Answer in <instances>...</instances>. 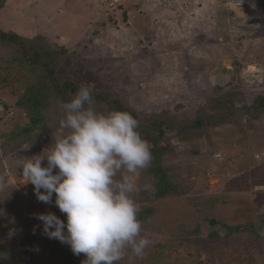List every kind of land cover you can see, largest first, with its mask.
<instances>
[{"label":"rangeland","instance_id":"rangeland-1","mask_svg":"<svg viewBox=\"0 0 264 264\" xmlns=\"http://www.w3.org/2000/svg\"><path fill=\"white\" fill-rule=\"evenodd\" d=\"M0 3L2 31L37 39L58 53L64 48L57 68L62 81L120 100L143 124L158 114L192 120L212 99L225 101L220 105L228 123L186 143L169 133L158 138L160 164L178 193L152 198V178L147 169L140 173L137 183L150 188L135 199L140 211L153 210L142 222L151 244L143 258L129 253L119 264H264V106L252 109L255 100H264V0ZM8 91L0 86V264H61V254L71 249H59L35 214L65 216L36 199L18 167L57 132L47 142L39 132L42 138L6 144L3 138L25 123ZM230 95L236 97L231 106ZM98 105L107 113V105ZM62 117L53 107L45 126L58 130ZM27 224L37 227L29 255ZM225 226L240 231L231 234ZM72 257L79 264L86 259Z\"/></svg>","mask_w":264,"mask_h":264},{"label":"clouds","instance_id":"clouds-1","mask_svg":"<svg viewBox=\"0 0 264 264\" xmlns=\"http://www.w3.org/2000/svg\"><path fill=\"white\" fill-rule=\"evenodd\" d=\"M94 105L87 84L69 101H58L63 117L56 136L18 167L36 199L65 216L62 221L52 212L35 214L49 239L84 254L83 264H119L129 253L143 258L151 244L142 235L135 196L149 191L136 178L151 166L152 154L132 114L105 113Z\"/></svg>","mask_w":264,"mask_h":264},{"label":"trees","instance_id":"trees-1","mask_svg":"<svg viewBox=\"0 0 264 264\" xmlns=\"http://www.w3.org/2000/svg\"><path fill=\"white\" fill-rule=\"evenodd\" d=\"M2 6L0 3V9ZM60 53L40 43L37 39L24 38L16 33L4 32L0 29V86L9 90L8 92L15 99L14 106L23 111L25 115L23 126L17 127L12 137L3 138L7 142L6 144H14L20 139L32 136L42 138L41 135H44V141L47 142L51 134L58 131L56 127L48 130L45 126V114L53 107H58V101H69L79 88L78 85L62 81L57 76L59 63L66 54L65 49L61 48ZM93 95L96 106L105 104L108 106L107 112L127 111L137 119L134 113L126 108L120 100L111 99L109 95L102 93L93 92ZM235 101V95H230L229 106ZM224 102L221 98L212 99L205 105L208 110L199 109L192 120L178 121L173 116L166 117V114L153 115L145 124L137 119L139 121L138 131L141 137L148 142L152 154L151 166L146 170L152 178L150 188L152 198H165L178 193V186L173 183L169 170L160 164L162 151L157 149L158 138L169 133L177 136L182 143H186L202 137L210 128L228 123L229 120L222 111L224 105H220ZM263 106L264 100L258 98L253 102L252 109H260ZM152 213L151 208L139 211L138 219L141 223L145 222ZM209 223L212 226L217 224L214 220H210ZM26 227L23 232V243L27 245L25 253L29 255L34 252L33 248L30 250L28 245L34 239L37 227L30 224H27ZM225 228L231 234L240 231L238 226H225ZM56 241L59 249L70 248L68 245ZM58 252L60 253V251ZM60 259L61 264H79L80 262L77 258L72 257L70 250L65 251L64 255L61 254Z\"/></svg>","mask_w":264,"mask_h":264},{"label":"built area","instance_id":"built-area-1","mask_svg":"<svg viewBox=\"0 0 264 264\" xmlns=\"http://www.w3.org/2000/svg\"><path fill=\"white\" fill-rule=\"evenodd\" d=\"M263 157H264V155H263Z\"/></svg>","mask_w":264,"mask_h":264}]
</instances>
